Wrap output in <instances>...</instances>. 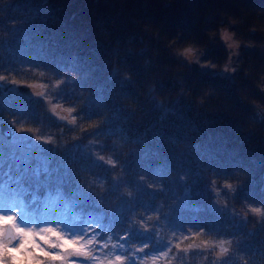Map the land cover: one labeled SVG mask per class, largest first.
<instances>
[{
  "label": "trees",
  "instance_id": "obj_1",
  "mask_svg": "<svg viewBox=\"0 0 264 264\" xmlns=\"http://www.w3.org/2000/svg\"><path fill=\"white\" fill-rule=\"evenodd\" d=\"M0 122L38 139L0 145L18 219L135 264H264V0H0Z\"/></svg>",
  "mask_w": 264,
  "mask_h": 264
},
{
  "label": "rangeland",
  "instance_id": "obj_2",
  "mask_svg": "<svg viewBox=\"0 0 264 264\" xmlns=\"http://www.w3.org/2000/svg\"><path fill=\"white\" fill-rule=\"evenodd\" d=\"M221 37L229 49L231 56H235L237 51L236 41L226 31L221 33ZM187 55L190 56L192 53H187ZM233 70L234 68L232 66V62L229 61L225 66L222 67L220 73L222 75H228L233 72ZM9 87L12 90L19 91L26 96H41V88L38 85L18 86L17 84H11ZM46 103L48 107L47 109L51 115L59 120L67 119V112L62 107L49 99L46 100ZM36 140L38 141V139H35L31 134L27 133L14 134L12 131V136L9 139H6L2 133H0V145L10 148L16 152V159L14 162L17 165L22 162L25 163L30 159ZM7 208L8 207L6 206H0V218H4L1 222L3 223V227L0 229V255H3L5 250L8 248H18L21 245L24 246L25 253L27 250L26 244L28 242L33 243L28 251H30V253L32 252L34 255L39 251L38 248L41 245L40 241L45 239V234L48 232H53L54 235L57 233L56 237L58 239L52 243L54 245L53 252L48 257L47 264H135L134 260L133 262L128 261L123 258L121 253H116V251H93L91 248L93 244L92 241L95 239L93 234H90V236L87 237L82 236L83 233H81L79 236H67L68 233H65L63 230L51 228L43 223L38 224V220H32L33 216L30 218L23 217L22 219H18L13 210L11 209V211H9ZM22 213H24V211H22ZM6 224L11 227V231L15 236L13 241L10 239H3ZM49 235L51 234L49 233ZM38 238L42 239L40 240ZM100 248L101 247H99V249ZM34 257L39 256L38 254H35ZM28 258L32 257L28 256ZM152 264H155V262Z\"/></svg>",
  "mask_w": 264,
  "mask_h": 264
},
{
  "label": "water",
  "instance_id": "obj_3",
  "mask_svg": "<svg viewBox=\"0 0 264 264\" xmlns=\"http://www.w3.org/2000/svg\"><path fill=\"white\" fill-rule=\"evenodd\" d=\"M0 133H2V135L6 138L9 139L12 136V130L10 129V127L4 123L1 122L0 123ZM4 234H3V239L7 240L10 239L11 241L14 240L15 236L11 231V227L9 225L6 224L5 226V230H4Z\"/></svg>",
  "mask_w": 264,
  "mask_h": 264
},
{
  "label": "snow or ice",
  "instance_id": "obj_4",
  "mask_svg": "<svg viewBox=\"0 0 264 264\" xmlns=\"http://www.w3.org/2000/svg\"><path fill=\"white\" fill-rule=\"evenodd\" d=\"M5 254L9 255V258L12 261V264H16L18 257L23 258L24 246L21 245L18 248H8L5 250ZM0 260H3V257H0ZM5 264H6V262H5Z\"/></svg>",
  "mask_w": 264,
  "mask_h": 264
}]
</instances>
